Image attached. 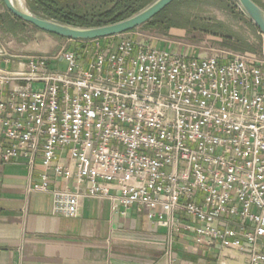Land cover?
<instances>
[{"label":"built area","instance_id":"2783aa9c","mask_svg":"<svg viewBox=\"0 0 264 264\" xmlns=\"http://www.w3.org/2000/svg\"><path fill=\"white\" fill-rule=\"evenodd\" d=\"M258 36V53L204 56L127 33L53 56L13 55L0 42V165L24 160L31 173L38 160L27 191L50 193L54 215L75 218L82 199H105L121 216L145 210L167 251L189 235L264 264ZM49 172L74 187L49 189Z\"/></svg>","mask_w":264,"mask_h":264},{"label":"crops","instance_id":"0c3cea01","mask_svg":"<svg viewBox=\"0 0 264 264\" xmlns=\"http://www.w3.org/2000/svg\"><path fill=\"white\" fill-rule=\"evenodd\" d=\"M36 162L31 173L24 160L0 165V264H248L239 251L197 246L189 235L175 236L167 251L166 231L145 210L121 216L105 199H82L75 218L54 215L50 193L27 191L43 172ZM60 163L72 165L66 155ZM49 178V189L74 187Z\"/></svg>","mask_w":264,"mask_h":264},{"label":"rangeland","instance_id":"374dc122","mask_svg":"<svg viewBox=\"0 0 264 264\" xmlns=\"http://www.w3.org/2000/svg\"><path fill=\"white\" fill-rule=\"evenodd\" d=\"M67 11L94 15L106 11L114 0H56ZM262 3L260 0L258 1ZM238 9L226 0H179L158 17L156 25H142L131 33L133 39L153 47L184 54L208 55L223 49L225 38L239 40L246 53H258L261 42L255 30L245 25ZM40 14V13H38ZM0 42L8 53L18 56H53L61 50L75 49L72 41L35 29L12 17L0 3ZM259 45V47H258ZM64 66V63H62Z\"/></svg>","mask_w":264,"mask_h":264},{"label":"water","instance_id":"95a60500","mask_svg":"<svg viewBox=\"0 0 264 264\" xmlns=\"http://www.w3.org/2000/svg\"><path fill=\"white\" fill-rule=\"evenodd\" d=\"M9 14L44 33L72 42L101 40L126 34L152 20L174 0H154L134 15L103 26L77 27L44 18L33 13L25 0H1ZM259 34L264 37V9L253 0H235Z\"/></svg>","mask_w":264,"mask_h":264},{"label":"trees","instance_id":"16d2710c","mask_svg":"<svg viewBox=\"0 0 264 264\" xmlns=\"http://www.w3.org/2000/svg\"><path fill=\"white\" fill-rule=\"evenodd\" d=\"M153 1L154 0H114L113 5L110 9L106 11H99L96 12V14L94 15L87 16V15H80L78 12L75 11H67L65 8L59 6L56 0H25L26 5L33 13L40 15L44 18L60 22L62 24H67L77 27L103 26L124 20L134 15L138 11L142 10L144 7H146ZM178 1L179 0H174L169 6H167L157 16H155L152 20L148 21L144 25L155 26L158 17L161 16L164 12L168 10V8H170L172 5H174V3ZM226 1L229 2L231 5H234L236 9H238L237 12L238 16L241 18V20H243L245 25L250 29L255 30V32L258 34L256 28L251 24V22L247 19V17L238 8L236 1L235 0H226ZM253 1H255L259 6H261L264 9V5L258 2L259 0H253ZM0 3H2L1 0ZM132 31L128 33H131ZM73 43L75 44L76 47L82 44V42H73ZM219 47L236 53H244L246 52L245 50H249L246 49V47L240 45L239 40H234L232 39V37L225 38L223 40V43L219 44Z\"/></svg>","mask_w":264,"mask_h":264}]
</instances>
